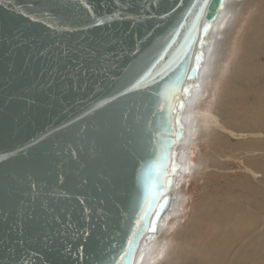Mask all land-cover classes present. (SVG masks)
I'll return each mask as SVG.
<instances>
[{"label": "water", "instance_id": "95a60500", "mask_svg": "<svg viewBox=\"0 0 264 264\" xmlns=\"http://www.w3.org/2000/svg\"><path fill=\"white\" fill-rule=\"evenodd\" d=\"M224 2L0 0V264H136Z\"/></svg>", "mask_w": 264, "mask_h": 264}, {"label": "rangeland", "instance_id": "374dc122", "mask_svg": "<svg viewBox=\"0 0 264 264\" xmlns=\"http://www.w3.org/2000/svg\"><path fill=\"white\" fill-rule=\"evenodd\" d=\"M262 15L264 0H250L224 47L216 46L214 57L212 48L206 55L210 75L184 112L187 143L180 152L191 170L184 175L180 165L177 202L163 231L147 244L146 264H227L245 246H257L238 205L245 203L250 216L264 219L262 205L258 211L250 207L262 203L264 195L255 165L264 159V136L257 134H264V84L248 83L264 65ZM241 73L247 84H239Z\"/></svg>", "mask_w": 264, "mask_h": 264}, {"label": "bare ground", "instance_id": "6f19581e", "mask_svg": "<svg viewBox=\"0 0 264 264\" xmlns=\"http://www.w3.org/2000/svg\"><path fill=\"white\" fill-rule=\"evenodd\" d=\"M249 1L250 0H225L224 6L221 12L219 13L217 19L213 23L212 29L208 35V42L210 41V44L209 45L207 44L205 47V58H204L203 65L201 67L199 81L197 83V87H194L191 91V97L189 98L187 102L184 112L186 111V109H191L193 107V104L196 98L199 96V94L201 93L203 89V84H205V80H206L205 78L210 75L208 72V66L206 64L207 63L206 55H208L207 54L208 51H210L212 48V52L210 56L214 57L215 47L216 46L224 47L226 40H227L226 34L230 33L231 29L234 28L236 24V19L241 15V13L244 10V5L247 4ZM263 17L264 15H262V18ZM258 21L259 19H255V25L258 24ZM261 33L264 34V31H261ZM220 51L221 53H224V49H221ZM263 51H264V46H263ZM248 83L250 84L255 83V84H260V85L264 84V65L259 69V71L255 75L250 77V79L248 80ZM239 84H247L245 73H241ZM184 112H183V120L185 124H187V121H189L188 113H184ZM257 134H260L259 136L261 138L262 136H264V134H261V133H257ZM185 143H187L186 138L183 139L181 145ZM179 158H180V165L181 166L183 165L182 167H183L184 175H187L191 170V166H189L188 165L189 163L187 162V157L184 153L182 154L180 152ZM255 165H256V168L261 173V176L259 177L260 180L258 181L261 183V186L264 189V159H261ZM249 173H252L253 175H255V173H253L251 170L249 171ZM256 177H258V175H256ZM261 205L264 208V195H263L262 203H256V204L251 205L250 207L251 209L258 211ZM238 206H239L240 216L244 218L245 220H249V222L251 223V225H248L246 227V230L247 232L251 233L250 239L253 240L254 244H256L257 246L255 249H252V250L248 249L245 246L246 250L244 252L239 251L240 255H237L236 257L230 259L227 262V264H264V219L259 218L256 214H253L250 216L249 211H247L245 208V203L239 204ZM177 207L178 206H176V208ZM175 215L176 213L174 214V216ZM162 231L163 229L160 227L157 233L162 232ZM150 243L148 244L150 245ZM150 248L151 247L148 246L147 244L146 245L143 243L141 244V253L139 255L137 254L138 256H137L136 264H146V260H147ZM192 263L197 264L194 262Z\"/></svg>", "mask_w": 264, "mask_h": 264}, {"label": "snow or ice", "instance_id": "6c2138e0", "mask_svg": "<svg viewBox=\"0 0 264 264\" xmlns=\"http://www.w3.org/2000/svg\"><path fill=\"white\" fill-rule=\"evenodd\" d=\"M121 259H123V257H121Z\"/></svg>", "mask_w": 264, "mask_h": 264}]
</instances>
